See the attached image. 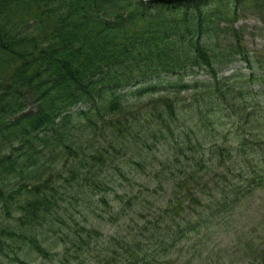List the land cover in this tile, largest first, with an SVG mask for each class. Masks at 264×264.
Listing matches in <instances>:
<instances>
[{
	"label": "trees",
	"instance_id": "1",
	"mask_svg": "<svg viewBox=\"0 0 264 264\" xmlns=\"http://www.w3.org/2000/svg\"><path fill=\"white\" fill-rule=\"evenodd\" d=\"M263 3L0 0V264H44L52 251L58 264H175L183 238L196 251L201 239L187 236L212 224L216 208L233 206L232 196L219 197L245 178L232 151L261 149L247 143L259 135L264 107L249 106L243 90L264 85V61L254 69L233 25L240 6L264 12ZM188 76L206 80L185 86ZM221 114L237 122V146L206 150ZM258 156L260 168L251 169L260 178L244 179L235 198L262 184ZM149 161L152 193L171 186L166 206L149 219L140 214L147 221L139 230L96 253L91 243L102 235L78 219H102L126 180L122 169ZM206 205L201 218L196 210Z\"/></svg>",
	"mask_w": 264,
	"mask_h": 264
},
{
	"label": "rangeland",
	"instance_id": "2",
	"mask_svg": "<svg viewBox=\"0 0 264 264\" xmlns=\"http://www.w3.org/2000/svg\"><path fill=\"white\" fill-rule=\"evenodd\" d=\"M247 5L251 6L252 2L248 1ZM262 7H264V3ZM234 29L238 31L240 29L242 30L239 33L240 40L249 51L251 63L255 64L256 61L264 60V12H257L254 9L247 11V6H240L236 13ZM236 69L237 66H232L228 67L225 71L230 70L231 72ZM245 89H247V96L249 95L247 97L248 105L256 106L259 104L264 106V92H259L256 86L248 88V86L245 85ZM240 103L241 100L238 99L237 104L240 105ZM223 117L226 116L221 114L214 123ZM260 122L261 128L258 137L249 139L250 143H255V145L261 147V149L254 148L257 155L264 153V114L261 115ZM218 128L223 129V131H218L217 135H214V142L211 144H216L218 147H225L226 149L236 147V127L231 123L229 124L228 121H224ZM223 137H225V141L222 143ZM211 144L207 147H210ZM232 153L236 156L235 151H232ZM158 154L159 153H157V155ZM236 161L240 162L243 161V159L238 157ZM120 165L121 164H119V166ZM152 165L153 163L149 161L142 163L141 168H136L134 166L131 168H123V175L126 180L122 179L121 183L115 186L114 192H112L113 194L110 195L111 202L109 203V207L112 208L111 211L109 213H103L101 216L102 219H96L91 216L80 217L78 219L80 224L93 227L102 235L98 241L94 240L91 243V247H93L96 253H99L100 250L106 247L104 246L101 249L100 245L110 240L113 242V238L118 239L133 235L138 227L135 224H141L147 221L146 219H140L138 217L140 214L149 219L148 217L151 218L157 214L154 213V210L162 211L161 207L166 206L167 197L165 194H168L171 186L162 183L164 195L161 191L155 195L152 193L154 189H158V181L154 179ZM204 181L208 182L207 177H204ZM214 192L218 193L219 187H217ZM239 227L242 228L239 229ZM223 228L232 238L233 236L236 239L245 237V239L249 240L244 242V245H251L254 247L262 245V248L253 251V254L257 255V258L249 257L243 260L245 257L239 256L235 252L234 260H232L230 258L231 252L227 247L207 253H205L206 251L199 253V251H202L204 248L196 245L198 248L195 251L190 248L194 245L193 240L183 238L176 245V252L173 254L172 260L176 261L175 264H257L259 262V264H264V256L259 254V251L264 248V185L253 191L250 198L241 200L232 210L231 216L225 219V225L216 227L215 230L221 231ZM217 240H224V244L222 245L224 246L225 242L228 241V237L221 233L218 235ZM242 242H240V244ZM238 244H236V247L240 249L241 247ZM53 253L57 252L52 251L50 260L47 262L43 261L44 264H58L54 259L55 255L53 256ZM262 254H264V251ZM188 258L192 259L191 263H187ZM39 262L35 261L32 264H39ZM167 264H170V262Z\"/></svg>",
	"mask_w": 264,
	"mask_h": 264
}]
</instances>
